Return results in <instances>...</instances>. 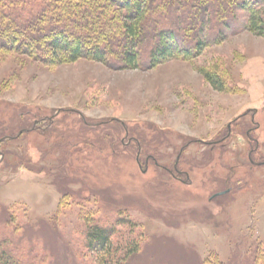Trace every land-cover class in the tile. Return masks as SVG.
I'll use <instances>...</instances> for the list:
<instances>
[{"label": "rangeland", "instance_id": "rangeland-1", "mask_svg": "<svg viewBox=\"0 0 264 264\" xmlns=\"http://www.w3.org/2000/svg\"><path fill=\"white\" fill-rule=\"evenodd\" d=\"M246 22L236 10L188 59L150 66L145 48L134 69L116 61L115 31L106 61L0 50V248L107 264L87 247L94 221L112 228L114 259L138 248L124 264H264V38Z\"/></svg>", "mask_w": 264, "mask_h": 264}, {"label": "trees", "instance_id": "trees-1", "mask_svg": "<svg viewBox=\"0 0 264 264\" xmlns=\"http://www.w3.org/2000/svg\"><path fill=\"white\" fill-rule=\"evenodd\" d=\"M35 1L40 4L34 11L27 0H0V50L22 53L46 64L73 62L79 58L106 61L103 46L108 50L109 45H113V31L122 41L114 50L116 61L126 68L139 66V55L145 48L150 66L172 57L188 59L198 56L209 43L223 39L222 31L232 25L236 10L246 12V29L264 38V0H192L190 6L189 0ZM164 2L168 9L185 14L180 17L164 9L161 13L154 11L156 4L160 6ZM115 6L127 12L120 17L114 11ZM101 10L105 12L103 15ZM99 24H104L105 28H98ZM204 78L214 89L224 90L216 74L206 72ZM32 126L35 130L40 127ZM20 129L28 127L23 124ZM85 227L87 247L95 253H103L107 264H124L138 251L136 246H129L114 259L111 248L106 247L111 243L112 228L94 221H87ZM0 264L26 263L7 247H1Z\"/></svg>", "mask_w": 264, "mask_h": 264}, {"label": "water", "instance_id": "water-1", "mask_svg": "<svg viewBox=\"0 0 264 264\" xmlns=\"http://www.w3.org/2000/svg\"><path fill=\"white\" fill-rule=\"evenodd\" d=\"M224 192H221V193H218V194H216L215 196H217V195H221V194H223Z\"/></svg>", "mask_w": 264, "mask_h": 264}]
</instances>
